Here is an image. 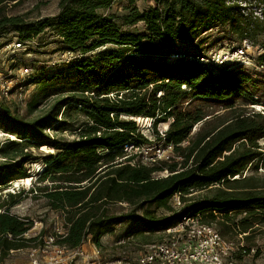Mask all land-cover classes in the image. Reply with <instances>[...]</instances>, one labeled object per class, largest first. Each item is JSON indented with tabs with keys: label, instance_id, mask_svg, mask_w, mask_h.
<instances>
[{
	"label": "trees",
	"instance_id": "16d2710c",
	"mask_svg": "<svg viewBox=\"0 0 264 264\" xmlns=\"http://www.w3.org/2000/svg\"><path fill=\"white\" fill-rule=\"evenodd\" d=\"M28 1L0 0V37L12 29L28 41L54 27L66 52L105 50L52 74L35 71L27 110L32 115L49 104L41 116L28 120L0 109V129L17 138L0 147V188L28 180L33 164L44 167L27 193L0 197V264L38 240L26 238L34 221L11 212L27 195L62 216L67 235L61 243L69 249L90 241L103 250V239L125 222L136 221L138 233L148 236L199 215L222 237L241 238L240 253L250 255L264 239V112L255 110L264 108V81L242 68L200 65L195 56L204 54L205 36L220 27L226 38L257 40L264 51V21L244 17L229 0H154L145 12L129 0L121 14L112 13L118 0H59L53 21L27 23L9 15L12 6ZM258 61L264 64V54ZM81 115L86 122L80 123ZM136 119L153 121L155 142L173 145V157L152 164L128 157L127 145L153 143ZM161 124H169L164 137L157 131ZM43 148L52 152L40 153ZM175 195L182 200L179 215L160 219L149 211L156 206L174 213ZM117 205L135 211L117 217L111 214ZM145 238L143 245L153 243Z\"/></svg>",
	"mask_w": 264,
	"mask_h": 264
},
{
	"label": "built area",
	"instance_id": "2783aa9c",
	"mask_svg": "<svg viewBox=\"0 0 264 264\" xmlns=\"http://www.w3.org/2000/svg\"><path fill=\"white\" fill-rule=\"evenodd\" d=\"M228 4L238 5L244 17L252 16L253 19L264 21L262 3L258 0H229ZM252 8H255L254 11ZM25 50L26 43L22 39L17 43H9L0 47V109L8 107L7 103L11 102L14 96L20 99L27 96V90L31 87L28 82L34 76V69L29 60L19 56L22 51L25 52L26 57L31 55V53L26 54ZM254 53L255 49L251 41L244 39L233 47L195 56V61L200 65L219 70L247 69L253 64ZM75 56L71 52H66L62 56V63L50 62L47 65V73L52 74L58 67L70 65ZM172 58L181 59L183 56H172ZM188 59L193 60V57H188ZM165 132L160 133L162 137L165 136ZM125 152L129 154L128 157L132 155L137 158L142 157L143 159L139 161L143 164H152L173 157L174 146L167 144H159L155 147L127 145ZM171 202L175 209L183 206L180 195H175ZM29 233L26 235L28 239L30 238ZM66 235L67 231L62 226L55 228L49 236H38V240L28 248L29 261L27 264H238L235 258V244L222 237L215 226L203 223L199 215L181 217L160 232L158 241L145 245L137 257L105 260L102 257V250L90 241L78 249H69L61 243ZM126 243L128 242L120 241L117 244L124 246ZM85 244H88L90 248H86ZM4 264L13 263L5 262Z\"/></svg>",
	"mask_w": 264,
	"mask_h": 264
},
{
	"label": "rangeland",
	"instance_id": "374dc122",
	"mask_svg": "<svg viewBox=\"0 0 264 264\" xmlns=\"http://www.w3.org/2000/svg\"><path fill=\"white\" fill-rule=\"evenodd\" d=\"M58 2L59 0H31L24 4L12 6L9 9V15L11 16H20L25 19L27 23H36L38 21L50 20L53 21L58 15ZM129 5V0H118V2L114 5L112 9V13L121 14L125 7ZM135 6L141 11L145 12L149 8L155 6L154 0H135ZM259 7V6H258ZM262 7H264L262 3ZM253 9V8H252ZM255 9V8H254ZM254 9L252 11H254ZM257 9V7H256ZM264 10V8H263ZM256 11V10H255ZM140 28L143 29V26L140 25ZM205 37H207L208 42L205 46H203V53L210 54L214 50L225 49L229 47H233L238 43L236 40L227 37L226 38V29L225 28H217L210 33H208ZM22 38L20 35L12 29H8L4 34L0 37V47L7 45L9 43H17ZM263 39V37L261 38ZM260 39V41H261ZM26 43V54L31 53L29 57L25 56V52L22 51L19 56L22 59H27L30 61L34 71L33 75H35V71L40 68H45L49 65L50 62H61L62 56L66 54V51L63 50L61 45V39L58 35V31L56 28H48L39 36L30 39L29 41L23 40ZM255 53L254 60L252 66L247 69H242L245 73H248L255 79H259L264 81V64L261 65L258 59L261 55L264 54L263 49L261 48V42L257 43V40H251ZM178 50L184 51L186 47L184 45H179L177 47ZM105 49H101L95 53L89 54L87 56H75L76 59L78 57L81 59L89 58L95 56L97 53L103 51ZM170 61L172 59H169ZM62 63V62H61ZM64 66H61L63 68ZM59 68V67H58ZM47 71V69H46ZM219 72V71H218ZM36 85H31V87L27 90V96L20 99L15 97L8 102V108L13 110L16 114L21 117L27 118L28 120H33L39 116H41L46 107L49 104H45L41 106L36 113L29 115L27 110V103L30 100L33 93L36 91ZM26 97V98H25ZM257 112H264L263 106H257L255 109ZM137 120V124L140 126L141 134L144 135L147 139L152 141V145H159L158 142H155L154 134H153V121L150 120L140 122ZM143 120V119H141ZM79 121L86 122V118L84 116L79 117ZM78 125V124H77ZM169 124H161L159 125L157 131L160 133H164L168 130ZM196 131L194 129L193 133ZM48 133L52 137H61L62 139L71 141L76 138V135L71 134L70 132H66L63 134H55L52 131H48ZM7 139H10L9 141ZM13 140H17L16 137H11L6 134L3 130L0 129V147L4 144L10 143ZM264 145V141L262 142ZM52 150L50 148H43L40 150V153H51ZM39 154V153H37ZM140 156V154H138ZM151 156H149L150 158ZM142 158V157H141ZM141 158H137L136 162L142 160ZM1 160V159H0ZM43 165L41 163H36L31 165L30 168V178L28 180L16 181L8 187L0 188V197L4 199L9 193H19L24 191L27 193L33 185L37 182V175L42 172ZM259 173L264 175V170L260 169ZM251 174L249 171L246 175ZM166 176V173L160 175L159 177ZM24 199L19 203L18 206L14 207L11 212L14 215H17L21 218H27L34 221V227L29 233V237H44L49 236L54 232V229L57 227H64L63 218L60 214L50 210L47 207V203L44 199L37 198L34 199L31 195L23 196ZM175 209V208H174ZM131 211H135V209L128 207L127 205H117L111 208V214L117 217H122L130 213ZM149 211L154 213L156 217L160 219H169L171 217L177 216L180 214V210H175L174 213L167 211L163 208H157L156 206L150 207ZM138 217H143V211H137L136 214ZM138 226L136 221L125 222L115 228V234L111 236H106L103 239V244L105 248L102 250V257L105 260L110 259H119L121 257L130 258L137 257L144 249L145 237L149 238L152 242H156L160 238V229H157L153 232H149L148 236H141L138 233ZM129 239H128V238ZM133 237V238H132ZM125 238L127 245L123 248H120L116 243L118 240ZM128 239V240H127ZM226 240L233 242L235 244V258L238 264H264V239H258L257 247L252 250L250 255L241 254L239 252V248L243 245L245 246V242L242 241L241 238H232L225 237ZM86 248H90L88 244H85ZM257 251L259 254L257 255ZM28 249L22 250L20 252L12 253L10 258L6 261L7 263L13 264H27L28 263Z\"/></svg>",
	"mask_w": 264,
	"mask_h": 264
},
{
	"label": "bare ground",
	"instance_id": "6f19581e",
	"mask_svg": "<svg viewBox=\"0 0 264 264\" xmlns=\"http://www.w3.org/2000/svg\"><path fill=\"white\" fill-rule=\"evenodd\" d=\"M140 120V122H144V121H147V122H149L150 121V119H143V120H141V119H139Z\"/></svg>",
	"mask_w": 264,
	"mask_h": 264
},
{
	"label": "water",
	"instance_id": "95a60500",
	"mask_svg": "<svg viewBox=\"0 0 264 264\" xmlns=\"http://www.w3.org/2000/svg\"><path fill=\"white\" fill-rule=\"evenodd\" d=\"M133 120V119H132ZM135 121V120H134ZM169 128V127H168Z\"/></svg>",
	"mask_w": 264,
	"mask_h": 264
}]
</instances>
